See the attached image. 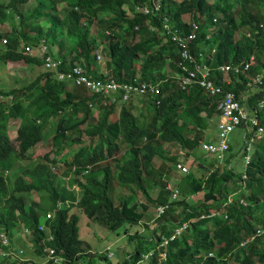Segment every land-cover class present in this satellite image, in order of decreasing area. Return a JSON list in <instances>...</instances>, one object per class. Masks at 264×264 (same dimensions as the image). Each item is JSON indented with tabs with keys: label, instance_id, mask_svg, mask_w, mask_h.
<instances>
[{
	"label": "trees",
	"instance_id": "trees-1",
	"mask_svg": "<svg viewBox=\"0 0 264 264\" xmlns=\"http://www.w3.org/2000/svg\"><path fill=\"white\" fill-rule=\"evenodd\" d=\"M28 1L0 2V25L11 21L13 14L19 18L22 15L24 19L41 16L47 19V25L60 27L59 30L63 28L66 35L75 36L76 49L71 50V56L60 55L62 69L67 63L65 69L73 70L81 66L90 72L97 65L96 39L84 18L107 10L113 16L105 22L115 39L110 40L106 36L108 41L101 50L105 48L109 73L124 81L142 75L144 79L158 84L156 95L142 99V102L152 106V117L145 125L134 115L131 100L127 105L123 103L118 115L111 119L115 111L113 103H110L111 108L105 107L99 99L102 95L89 96L87 90L70 87L67 80L72 83L74 80L57 78L52 71L44 69L40 59L20 50V41L34 43L41 34L42 26L34 24L30 27L34 31L27 33L18 31L11 24V33H0V37L6 40V47L0 52V70L4 62L19 60L31 62L36 70L32 79L19 87H7L0 77V98H9L6 104L0 100V163L6 166L3 169L8 173L6 170L18 161L32 160L34 149L44 137H48L51 153L50 159L47 152L30 166L19 164L11 186L5 175L0 173V228L7 232L21 226L33 229V252L42 256L43 232L37 229V225L44 213L60 201L63 205L53 211V217L48 222L52 233L49 244L62 250L68 264H96V255L88 250L81 251L78 216L71 209L77 207L90 219L112 230L123 227L124 231L143 219L147 204H169L174 210L173 205L181 199L172 201L170 190L184 189V182L177 183L178 189L169 187L168 174L172 177L177 161L174 155L167 154L165 145L176 143L188 154L199 158L203 154V151L200 155L196 153L200 151L199 142L218 118L217 97L208 96L197 84L185 89L178 85L174 70L178 72L179 53L168 38L164 18L170 19L176 30L184 35L194 30L196 37L191 50L196 55L202 48L206 50L205 62L211 66L215 83L224 90L232 91L239 101L241 94L248 95L250 102L260 93L254 90L249 94L247 81L259 73L258 66L263 64L258 60L264 57V0H244L238 4H233L234 0H215L212 3L209 0H162L159 10H156L152 0H134L130 15H125L122 9L126 0H65L66 10H70L65 18L57 12L61 0H50L48 6L44 4L45 7L42 0L36 1L31 14L25 17L20 6ZM136 6H147L152 11L139 13ZM186 13L190 14L189 22L181 19ZM193 23L197 25L196 29ZM239 28L246 32L235 38L234 32ZM48 35L52 38L51 29ZM58 43L65 47L61 40ZM213 44H216L215 50L210 55ZM251 53H254L258 66L256 63L251 65L247 75L230 72L229 81H225L218 66L245 59ZM80 59L85 66L80 64ZM96 77L103 78L105 74L101 72ZM92 106L99 110L96 121H93L95 110ZM257 116L264 128V107L257 109ZM10 120L17 124L12 128L13 134L9 131ZM192 131L196 136L186 133ZM68 148L73 153L68 160L63 159L65 172L68 174L73 170L76 177L62 184L58 180L59 175L51 171L49 163H58L60 154L68 152ZM162 157L165 158L163 162L167 158L170 160L169 167L164 163L155 165V159ZM231 157L232 153L224 155L222 167L209 164L207 173L203 168L206 164L199 163L198 175L190 171L182 175L180 180H185V186L192 193L205 191L203 201L182 205L177 219L165 213L158 216L160 218L156 217L151 238L137 232L128 233V238L135 242L134 246L130 247L131 251L122 262L115 264H134L150 250L153 253L139 264H264V233L246 239L251 237L257 226L264 227V135L257 142L245 170V188L248 190L240 189L239 185L237 188L236 179L240 178L241 172H236L229 165ZM116 183L119 187L130 189L129 192L125 194L122 189L116 190ZM228 183L232 186L229 187ZM154 189L160 190L155 198L148 194V190ZM135 191L141 192L145 202L136 201ZM28 194L37 196V199L28 204ZM43 195L46 205L39 201ZM229 196L231 202H228ZM239 200L245 205H240ZM138 205L142 208L140 212L136 211ZM213 209L221 211L206 215ZM183 219L190 220L189 226L164 242L162 237H170L174 225ZM242 240L246 242L239 245ZM29 263L40 264L34 260H24L20 264ZM41 264L60 263L47 258ZM104 264L111 263L108 260Z\"/></svg>",
	"mask_w": 264,
	"mask_h": 264
},
{
	"label": "rangeland",
	"instance_id": "rangeland-1",
	"mask_svg": "<svg viewBox=\"0 0 264 264\" xmlns=\"http://www.w3.org/2000/svg\"><path fill=\"white\" fill-rule=\"evenodd\" d=\"M9 0H0V2L6 4L8 3ZM36 1H40V0H29L26 4L21 5L20 6V10L22 11L23 16H28L29 14H31L34 5H36ZM49 1L50 0H42L43 4L42 6L45 7L49 5ZM151 1V0H150ZM210 2L212 0H209ZM244 0H234L233 4H238L241 3ZM152 3L162 7V0H152ZM45 4V5H44ZM134 0H126V3L123 4L122 9L125 12V15H130L133 12L134 9ZM32 6V8H31ZM147 6H142L139 8H137V6L135 7L136 11L139 13H143L142 9ZM66 6H65V0H61L59 5H58V10L57 12L59 13V16L61 18H65L67 17V15L69 14L70 10H66ZM237 8V6H236ZM235 8V9H236ZM260 10H262V7H259ZM237 10V9H236ZM93 15V14H92ZM33 16V15H32ZM110 16H113V13L110 11H100L97 15H93V17H88L84 18V20L86 21V23L88 24L89 28H90V33L93 37H95L96 39V43L95 46L96 51H95V57L96 60L98 61V65L102 66V73H105V79H117L116 76H114V73H109V69H105L103 68V65L105 66L106 63L105 61L107 59H105L106 54H105V48L103 49V51L101 50L103 48V45L105 42L108 41V38H106V36H109V39H115L114 36H112L111 34V29L107 27V24L105 21L108 20V18ZM188 14H184L183 18L187 19L188 18ZM14 17V18H13ZM11 24H13L14 26H16L18 28V31H25L28 33V31H34L33 29H31L30 27H32L34 24H39L40 26H42V30H41V34H39V38L36 41H42V40H46L45 44L47 46V49L49 48V52L52 56H58V49L56 45H59L58 40H61L62 42L65 43V50L60 51V54H65V52L67 54L68 57L71 56V50L76 49L75 46V42H76V38L75 36H69L66 35V32L63 28H61V30H59L60 27L57 28H53L52 26L47 25V19H42V17L40 16L37 19H33V18H26L24 19L21 15V18H19V16L17 14H13L12 16V20H8V22H5V24H1L0 25V33L2 34H9L11 33V29L10 26ZM53 32V36L52 38L49 37L48 32L50 31ZM246 31H244L245 33ZM240 34V33H239ZM239 34H234V37H238L240 36ZM30 35V34H28ZM32 35H34V33H32ZM4 37H0V52L3 51V49L6 47V42L4 40ZM131 41L133 42L134 39L131 38ZM25 43V42H24ZM35 43V42H34ZM33 43V44H34ZM26 44V43H25ZM52 45V47H51ZM105 46V45H104ZM216 44H213L211 47H214L215 49ZM19 48L21 49L22 47L19 46ZM70 53V54H68ZM97 53H101V55L97 58ZM37 52L35 51H30L28 52V55L33 56L36 55ZM65 67H63V69H65L67 67V63L64 64ZM109 67V65H107ZM81 67V66H80ZM82 70H85L87 72V69H85L84 67H81ZM68 70V69H65ZM176 71L174 70V73ZM36 70L33 69L32 63L31 62H24L23 60H19V61H6L4 62V65L2 66V69L0 70V77H1V81L2 84H5L7 87H19L21 85H24L26 83H28V81H30L32 79V77L35 75ZM88 74V72H87ZM99 73H94V76H98ZM228 76V75H226ZM228 78V77H227ZM61 79V78H60ZM148 79H144L143 76L141 75L140 78L139 77H135L133 78L131 81H124L123 79H120L119 81H110V83L112 85H114V91L113 92H109L105 97V96H100L99 99H102V103L105 107H110V103H113V105H115V111L111 114L110 118L113 119L118 115V110L119 107L125 103L126 105L128 104V101L131 100L133 103L132 105H134V109L132 110L134 115L138 118V120L140 122H144L142 123V125H145V123H147L148 119H151V113H152V106L151 104H148L147 102H142L143 97H146L145 95H139V94H132L130 97H128L125 101H122L119 99V96L123 97V90L121 88V84L123 83H133V84H140L142 83V81H145V83H150L151 80ZM68 81V85L70 87H78L84 90L88 91V95L92 96V95H96V91H94L93 89H87L85 86L83 85H77L74 81V83H72V81L67 80ZM103 83V81H102ZM154 83V81H153ZM0 100L2 101L3 104H6L9 101V98L6 99V97H1ZM94 104V103H93ZM92 108H94V113L92 115L93 117V121H96L98 116H99V110L95 107L92 106ZM113 110V109H112ZM96 113V114H95ZM14 120H10V133L13 134V130L12 128H14L17 124L13 123ZM16 122H18L16 120ZM215 122V121H214ZM83 127H85V125H83ZM209 131H211V135L213 136L212 138L214 139L217 133V129H216V123L212 124L210 126V128L208 129ZM189 136L193 137L196 136L195 132H186ZM245 133L247 134L248 137L252 136L251 134V130L247 131V129L245 128L244 125L240 124L238 125L228 136L229 142H230V150L227 151L226 153H232L233 157H231L229 159V165L231 164V166H233V168L236 170V172H242L244 171V158H242L241 156V151H242V144H244V141H242V136L245 135ZM202 138V137H199ZM214 143H217V140L214 141ZM252 141L247 140L245 142V145L247 147L251 148L249 149V153H253V151L255 150L256 145L252 144ZM165 149L167 150V154L174 155L176 157V161L177 163H180L182 165H184L185 167L189 168L190 172H194V174L198 175L199 174V168L197 167V165L199 163L202 164H206L203 165V168H205L206 173L209 170V164H214L217 167H222L224 162L222 161L223 159L219 158L217 155L215 154H201V150L197 151V154H201V156L199 158H197L195 155L193 154H188L184 149H182L179 145H177L176 143H167L165 145ZM50 150V145L48 143V137H44V139L42 141L39 142V145L36 146V148L34 149L33 153H32V160H21L18 161L12 168L7 169L6 171L8 173H6L4 171L3 168H6V166L3 163H0V173L4 174L6 177V181L8 183L9 186L12 185L13 180L16 178V172L18 171V165L22 164V165H27L30 166L33 163H35L36 161L39 160L40 156L42 157L43 154L48 152V156L47 158L50 159L51 157V153L49 152ZM31 151V150H30ZM72 151L68 148V152H62L60 154V159L58 160V163H49V165L51 166V171L56 173L57 175H59V182H61L62 184H67V181L69 180V178L71 177H76V174H74L73 170H71L68 174H66V166L63 162V159H69L72 155ZM225 153V155H226ZM54 158H57V156H54ZM246 158V157H245ZM162 159L165 158H156L155 159V165L159 166L161 164H166L169 165L171 164L170 160L167 158L166 162H163ZM221 159V160H220ZM42 160V159H41ZM199 162H197V161ZM173 169V166H172ZM174 172L172 173V177H169L168 174V183H170L169 187L170 188H174V189H178V187H176L177 183H183L184 182V189L179 190V195L177 196V200L181 199V202L174 204L173 208L174 210H171L170 208L167 209V211L165 212V214L174 217L175 219H177L179 217V212L181 210L182 205L184 204H194L198 201H203V197L205 194V191L200 192V193H192L189 187H186V183L185 180L182 179V174L181 172H179L177 164H176V169H173ZM66 174V175H64ZM236 179V178H235ZM237 180V188L238 185H241L242 188H245V186H247V178L245 173H241L240 174V178L236 179ZM228 186H232L231 183H228ZM75 189H77L75 186H73ZM116 190H120L122 189V191L127 194L129 192L130 189L127 188H122L119 187L116 183L115 185ZM234 189V187H233ZM234 190H239V189H234ZM242 190H248L247 188L242 189ZM172 192V190H170ZM136 192V201L137 202H145V198L143 197V195L141 194V192L139 191H135ZM132 193L134 194V191H132ZM148 194H150L153 198L158 197L160 194V190L158 189H154V190H148ZM45 196H41L40 200L42 205H46V199L44 198ZM37 199V196L34 195H26V201L28 200V204L32 203L33 200ZM43 199L45 201V203H43ZM131 201L133 202V199L130 198ZM231 196L228 197V202H231ZM240 201V200H239ZM115 203H117V201H115ZM199 203V202H198ZM240 205L244 206L245 203L244 201H240L239 203ZM148 208L147 210L144 212V217L143 219L138 222L137 224H133L132 226H129L127 228V231L123 230V227H119L116 228L114 230L110 229L109 227L96 222L93 219H90L84 212H82L81 209L77 208V207H73L71 209V212L75 213L78 216V227H79V233H78V244L81 248V251H87L90 250L94 255H96L94 258L96 259V264H104L106 263V261H110L111 264H115L118 262H122L123 259L126 257V255L131 251L130 247L134 246V241L130 240L127 236V234H132L137 232L138 234L143 235L146 238H151L152 234H153V229L154 226L157 223V218L159 216V204H154V203H150L147 204ZM136 211L140 212L142 211V208L140 205H138L136 207ZM169 211V212H168ZM168 212V213H167ZM163 215V214H162ZM160 218V217H158ZM260 243V242H259ZM20 245H22V247L24 248V252L22 253V256L28 260H34L38 263H43L46 260V256H37L33 253L32 249H31V245H29L27 242H24L23 244L20 243ZM112 251L113 255L112 256H108V252ZM152 250L147 251V253H151ZM148 254V255H150ZM164 255V252H162V256ZM256 258V257H255ZM147 259V256L142 260V262L144 260ZM257 261V260H256Z\"/></svg>",
	"mask_w": 264,
	"mask_h": 264
},
{
	"label": "built area",
	"instance_id": "built-area-1",
	"mask_svg": "<svg viewBox=\"0 0 264 264\" xmlns=\"http://www.w3.org/2000/svg\"><path fill=\"white\" fill-rule=\"evenodd\" d=\"M156 10L159 9L160 6L153 3ZM144 14L151 12L150 8L144 7L142 9ZM165 28L169 29L168 22L165 21L163 23ZM193 28L196 29L197 25L195 23L192 24ZM154 29V28H153ZM196 34L194 30L188 35H183L177 31H174L170 34V38L174 45L176 46L179 53L178 60V75L176 76L178 80V85L185 89L186 87L197 84L199 85L203 92L211 97H217V105L216 108L219 112L218 122L216 123L217 133L215 138H204L199 143V149L203 152L209 154H215L219 158L223 156V154L229 149V134L240 124L244 125L247 131L251 130L252 136L250 137V141L258 140L262 138L264 134V128L260 125L259 118L257 116V108L248 109L246 105L242 102L245 100L246 94L241 98V102L235 98L233 92L230 90H224L222 86L215 83V81L211 78V67L205 62V58H207V54L204 50H200L197 55L192 52L191 49L187 48L188 43L191 40H194ZM38 51L42 53L44 51V47L42 45H37L35 47L26 46V51ZM214 47L210 49V55L214 52ZM101 55V53H97V58ZM256 58L254 53L249 54V56L245 59L239 60L237 62H226L222 63L218 66V69L225 76V80L229 81L227 78L230 72L232 73H245L247 75L248 68L254 64ZM58 60H50L48 57L44 58V66L45 67H54L57 65ZM57 77L62 79H72L75 81L77 85H83L87 89H93L96 91L95 94H100L102 96H106L110 91H114V85L110 83V81H118L113 78L105 79L93 77L90 74H87L85 70H82L80 66L74 67L73 70H59L56 72ZM103 81V83H102ZM248 86H251L253 91H260V102L257 103V107L259 109L264 107V77L263 75L257 74L253 77H250V80L247 83ZM121 88L123 90V97L119 96V99L125 101L132 94L139 95H156L158 92V84L155 83H145L142 81L140 84L133 83H123L121 84ZM110 92V93H111ZM249 93V94H251ZM217 140V143L214 141ZM248 158V156H246ZM178 169L185 172L187 171L184 165L178 164ZM178 196L177 190L173 191V198ZM241 201V200H240ZM239 201V203H240ZM59 207V204L57 205ZM167 206H160L158 208L159 214L163 213ZM52 218V212L48 211L44 215V221L49 222ZM47 224V225H46ZM40 223L38 229H46L48 230L49 224ZM187 226V222H183L182 224L175 227V233L171 236L173 238L175 234L179 233L183 228ZM25 233H29V230L25 229ZM264 233V227L257 226L255 231L251 235V237L246 238L251 239L254 235H259ZM51 239L50 233L47 231L43 238V250L46 252L47 256L52 258L53 261L60 262L63 257L56 253V249L53 246L47 244V241ZM245 239V240H246ZM242 240L239 242V245H244L247 241ZM168 239H164V242H167ZM153 252V251H152ZM151 252V253H152ZM111 253V252H110ZM150 254V253H148ZM211 254V253H209ZM10 255H15L14 250L12 249L8 237L6 233L0 234V258L8 257Z\"/></svg>",
	"mask_w": 264,
	"mask_h": 264
},
{
	"label": "clouds",
	"instance_id": "clouds-1",
	"mask_svg": "<svg viewBox=\"0 0 264 264\" xmlns=\"http://www.w3.org/2000/svg\"><path fill=\"white\" fill-rule=\"evenodd\" d=\"M137 8H139V6H137ZM148 8H150V7H148ZM150 9H151V8H150ZM159 9H160V7H159ZM159 9H158V10H159ZM151 11H152V9H151ZM148 13H150V12H148ZM143 14H144V13H143ZM146 14H147V13H146ZM164 20L168 21L167 17H165ZM4 40H5V39H4ZM45 41H46V40L35 41L34 44H33V43H27V44H25L24 41L21 40V41H20V42H21L20 46H21L22 48H21L20 50H22L23 53H27V54H28L29 51H26V46H32V47H35V46H37V45H42V46L44 47V51H43L42 53H40V52L34 50V52L36 51L37 54H36V55H33V57L40 59L41 62H42V65H43V67H44V69L52 71V72L54 73V75H56V77H57L56 72L59 71V70H63V69H62V59L60 58V56H59V58H57V57H53V56L50 54V52H49V48H50V47L47 49V46H46V44H45ZM5 42H6V40H5ZM57 46H58L59 50H60V47H62L63 50H64V46H63V45H60V46L57 45ZM60 55H65V54L63 53V54H60ZM65 56H66V55H65ZM45 57H48L50 60H58L59 62H58L57 65L54 66V67H45L44 64H43V63H44V58H45ZM87 72H88V70H87ZM57 78H59V77H57ZM59 79H60V78H59ZM118 81H119V80H118ZM177 81H178V80H177ZM150 83H152V81H150ZM249 87H250V90L253 91V89H251V86H249ZM254 90H255V89H254ZM145 96H147V97H151V95H145ZM239 102H241V101H239ZM218 115H219V113H218ZM218 119H219V118L216 119V122H215V123L218 122ZM263 135H264V134H263ZM212 137H213V136L211 135V131H209L208 134H207L204 138H212ZM242 137H244V138H242V141H244V146H245V148L242 149V151H241V156H242V158H245L246 156H248V154H249L248 151H249V149L251 148V146H250V147H247V146L245 145V142H246L247 140H250V137H251V136L248 137L247 134L245 133V135L242 136ZM262 137H263V136H262ZM260 139H261V138H260ZM260 139H258V140H256V141H259ZM202 140H203V139H202ZM254 141H255V140H254ZM254 141H252V144H253ZM199 143H200V142H199ZM252 144H251V145H252ZM230 147H231V146H230V142H229V149H228L227 151L230 150ZM227 151H226V152H227ZM226 152H225V153H226ZM225 153L223 154L222 157H224ZM178 164H180V163H177V165H178ZM181 165H182V164H181ZM186 169H187V171H185V172L181 171L180 169H179V171H180L182 174H186V173H188L189 168L186 167ZM239 186H240V185H239ZM173 191H174V190H172V192L170 191V192H171V200H172V201H176V200H177V197H176V198H173ZM177 192H178V195H179V191H178V190H177ZM66 203H67V202H66ZM58 204H59V207H57ZM62 205H63V203L60 202V201H58L56 204L53 205V207H52L51 209L47 210L46 212L51 211V212H52V217H53V211L56 210V209H58V208H60ZM160 206H167V207L165 208V210H164L163 213L159 214V216H161L162 214H164V213L167 211V209L170 208V205H169V204H159V207H160ZM220 211H221V209H218V210L213 209V210L208 211V212H210V213H206V215L217 214V213H219ZM46 212H45V213H46ZM45 213H44V215H45ZM44 215H43L42 221H41L40 223L46 224V223H48V222L44 221ZM201 216H204V214H201ZM51 219H52V218H51ZM183 222H187V226H186L185 228H183L181 231H183L184 229H186V228L189 226V222H190V220L183 219L182 221L177 222V223L174 225V230H173V233L171 234V236L175 233V227H177L178 225L182 224ZM40 223H39V224H40ZM39 224L37 225V229H38ZM48 224H49V223H48ZM46 225H47V224H46ZM25 229L29 230V233H25V232H24ZM39 230L43 232V237H42V239H41V245H42V251H43L44 255H42V256H46L47 258L51 259L52 262H56V263H60V264H68V263H66V261H65V258H64L63 254H62V250H61V249H58V250H57L56 247H54V249H56V253L60 254V255L63 257V259H62L60 262L53 261V259L50 258V257H48L47 254H46V252L43 250V244H44V243H43V238H44L45 234L47 233V231H48V232L50 233V235H51V239L47 241V244H49V242L52 240V233H51V228H50V226L48 227V230H46V229H39ZM181 231H180V232H181ZM180 232L177 233V234H175V235L180 234ZM1 233H6V235H7V237H8V241H9V243H10L12 249L14 250L15 255H10V256H8V257L0 258V264H8V263H10V262H14V263L20 264V263H23L24 260H28V259H26V258H24V257L22 256V253L24 252V248L22 247V245H19V244H20V243L23 244L22 241L27 242L29 245H31V249H32V251H34V250H33V244H32L33 229L28 228V227L21 226L20 228L15 227V228H13L10 232H7V231H5V230H3V229L0 228V234H1ZM171 236H170V237L163 236V237H162V240L164 241V239L166 238V239H168V241H169V239H172ZM174 237H175V236H174ZM174 237H173V238H174ZM49 245H50V244H49ZM51 246H52V245H51ZM88 251H90V250H88ZM152 251H153V250H152ZM110 252H111V253H110ZM33 253H34V252H33ZM152 253H153V252H152ZM112 255H113V252H112V251H109V252H108V256H112ZM146 256H148V253H147V252H144V255H143L142 259H141V260H137V261H135L134 264H139L140 262H142V260H143ZM47 258H46V259H47ZM29 261H31V260H29ZM45 261H46V260H45ZM45 261H44V262H45ZM37 263H38V262H37ZM29 264H30V263H29ZM40 264H41V263H40ZM71 264H76V263L73 262V263H71Z\"/></svg>",
	"mask_w": 264,
	"mask_h": 264
},
{
	"label": "crops",
	"instance_id": "crops-1",
	"mask_svg": "<svg viewBox=\"0 0 264 264\" xmlns=\"http://www.w3.org/2000/svg\"><path fill=\"white\" fill-rule=\"evenodd\" d=\"M215 0H212L210 3H212V2H214ZM186 14H188V13H186ZM184 15V14H183ZM183 15H182V17H181V19L184 21V22H189L190 20H191V18H190V14H188L189 16H188V18L187 19H184L183 18ZM235 15V14H234ZM168 19V18H167ZM168 25H169V29H168V38L170 39V34L172 33V32H174V31H177V32H180V31H178V30H176V28L173 26V24L171 23V21H170V19H168ZM192 31V30H191ZM181 33V32H180ZM239 34V35H242V34H244V29H242V28H239L238 29V31L237 32H234V34ZM184 35V34H183ZM247 36L249 35V34H246ZM240 36H238V37H235V38H239ZM171 40V39H170ZM192 41L193 40H191L189 43H188V45H187V48L188 49H191V44H192ZM57 46V45H56ZM207 46V45H206ZM51 47H52V45H51ZM212 47H210V49H211ZM57 49H58V56H53V57H57V58H59V56H60V51H63V48L62 47H60V50H59V48H58V46H57ZM64 50H65V48H64ZM202 50H204L203 48H202ZM204 51H206V50H204ZM65 54H67L66 52H65ZM68 54H70V53H68ZM259 62H263V64L261 65V66H258L257 65V63H256V61L254 62V64L256 63V65L259 67V73H256L255 75H257V74H260V75H263V77H264V57L262 58V59H259L258 60ZM97 63H98V61H97ZM105 63H106V61H105ZM177 63H178V61H177ZM80 64H82V65H84L85 66V64L82 62V59H80ZM208 64V63H207ZM253 65V64H252ZM208 66H209V64H208ZM177 67H178V65H177ZM209 67H211V66H209ZM103 68H105V69H109V67L107 66V64L104 66L103 65ZM101 73V72H103L102 71V66L101 65H96V66H94V67H92L91 69H90V72L88 71V74H90L91 76H93L92 74L93 73ZM178 73L179 72H175V76H177L178 75ZM105 74V73H104ZM174 76V77H175ZM211 76V78L213 79V75L211 74L210 75ZM93 77H95V76H93ZM223 79H224V77H223ZM214 80V79H213ZM225 80V79H224ZM225 81H227V80H225ZM247 83H248V81H247ZM252 91L249 89V93H251ZM260 93H258V94H256V95H258V96H255L253 99H252V101H248V95H246L245 96V100H244V102H242V103H244L245 105H246V107L248 108V109H254V108H257V109H259L258 107H257V103H259L260 102V95H259ZM209 96V95H208ZM242 97H244V94H241V98ZM241 100V99H240ZM208 139V138H207ZM257 142L258 141H254L253 142V144H257ZM204 154H207L206 152H203ZM250 157H251V153H249L248 154V158H244V171H242L241 173H245V170H246V167L248 166V163H249V161H250ZM221 159H224V157H222ZM220 159V160H221ZM223 161V160H222ZM239 188L240 189H245V188H242V186L240 185L239 186ZM22 243H24V241H22ZM20 245V244H19Z\"/></svg>",
	"mask_w": 264,
	"mask_h": 264
}]
</instances>
